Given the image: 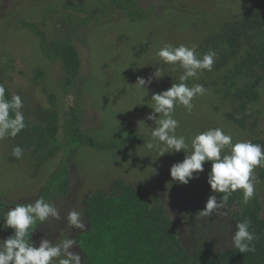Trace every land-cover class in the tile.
<instances>
[{
	"label": "rangeland",
	"instance_id": "obj_1",
	"mask_svg": "<svg viewBox=\"0 0 264 264\" xmlns=\"http://www.w3.org/2000/svg\"><path fill=\"white\" fill-rule=\"evenodd\" d=\"M116 1L137 11L141 18H128L115 0H0V76L11 95L21 96V111L28 121V131H32L25 139L18 134L0 140V224L9 208L43 197L58 208L61 219L37 221L30 240L38 241L48 235L55 243L66 236L73 237L77 231L64 219L70 210L80 211L85 222L84 201L90 194H108L117 182L145 181L188 253L201 243L223 250L235 231V213L224 207L220 210L226 213L224 216L199 214L213 194L206 182L211 162L206 161L204 171L194 173V178L184 185L172 181L169 174L170 167L184 159L183 151L165 153L156 159L157 154L144 147V141L151 139L152 128L157 126L147 119L152 113L148 106L151 96L179 83L183 71H174L154 53L165 44L196 45L197 51L222 25L234 15L254 8L258 0ZM27 25L36 27L47 40H69L74 46L80 70L72 85L64 86L61 63L43 54L40 37ZM217 59L212 71H202L198 80L190 78L189 87L200 83L208 91L194 98L190 113L183 106H176L174 117L180 122L177 135H184L190 143L194 134L221 127L233 136V142L250 140L264 146V71L260 101L234 111L221 79L226 68L218 71ZM232 66L231 63L229 69ZM156 68L162 69V78L153 77ZM138 77H153L151 84L146 85L144 103L142 91L135 84ZM227 114H234L243 127L228 121ZM53 115L58 127L55 140L42 130ZM155 115L159 118V114ZM74 116L82 132L93 141L117 143L119 134L125 133L120 130L128 128L142 135V140L101 151L79 145L71 128ZM17 145L23 149L20 159L11 154ZM257 171L258 167L255 192L263 202L264 180ZM55 172L60 173L59 180L61 175L68 176L69 193L53 199L49 187L57 186ZM57 225L61 229L54 236ZM11 233L8 228L0 230V239Z\"/></svg>",
	"mask_w": 264,
	"mask_h": 264
},
{
	"label": "trees",
	"instance_id": "obj_2",
	"mask_svg": "<svg viewBox=\"0 0 264 264\" xmlns=\"http://www.w3.org/2000/svg\"><path fill=\"white\" fill-rule=\"evenodd\" d=\"M114 3L128 18L137 19V11L120 1L115 0ZM27 27L40 37L43 54L61 63L65 72L64 86L72 85L80 70L79 56L74 46L69 40H47L36 27ZM209 50L215 51L218 58L216 69L221 71L226 68L221 81L234 111L243 110L248 104L258 103L264 71V0H258L252 9L234 15L217 30L212 39L199 45L197 52L203 54ZM231 63L233 66L229 69ZM0 83L4 84L1 76ZM5 87V96L10 98L12 95L6 85ZM215 93L219 94L220 91L215 90ZM226 118L243 127L234 114H227ZM48 121L42 130L47 131L55 140L58 131L55 115L48 118ZM71 121L78 144L97 151L116 148V145L122 147L129 143H139L142 140V135L128 128L120 130V133H125L119 134L117 143H100L82 132L75 116ZM27 122L25 118L26 128L18 133L24 139L25 135L32 134V131H28ZM254 143L259 144L257 141ZM60 173L55 172L57 186L50 184L51 188L49 187L53 192V199L69 193L66 188L68 176L61 175L59 180ZM257 174L264 180V167H258ZM216 195L219 198L223 194ZM152 196L153 190L145 181L132 184L117 182L108 194L101 191L90 194L84 201L87 226L74 237L83 264H264V201H261L256 192L245 206L241 203L242 190H237L229 196L225 205L228 211L235 213L232 219L236 223L244 219L250 220V230L255 233L256 239L252 242L254 251L245 253L232 247L231 239L228 246L220 251H216L212 244L201 243L192 253H188L181 245L178 233L161 203ZM31 236L30 233V239Z\"/></svg>",
	"mask_w": 264,
	"mask_h": 264
},
{
	"label": "clouds",
	"instance_id": "obj_3",
	"mask_svg": "<svg viewBox=\"0 0 264 264\" xmlns=\"http://www.w3.org/2000/svg\"><path fill=\"white\" fill-rule=\"evenodd\" d=\"M196 48V45L165 44L154 53L164 64L173 66L174 71H183L179 83H172L167 90L151 96L152 103L148 106L152 113L147 119L154 121L157 126L151 130V139L143 144L147 151L157 154L156 159L165 153H185L182 162L174 163L169 170L172 181L180 184L187 185L194 178V173L203 172L204 163L210 161L211 168L206 182L213 194L207 198L199 214L201 217H209L213 213L224 216L226 213L220 210L225 207L233 192L242 190L241 203L245 206L253 198L259 183L255 169L264 167V146L250 140L233 142V136L221 127L194 134L190 143L184 135H177L180 122L174 117L176 106H183L190 113L194 107V98L208 91L203 84L195 83L189 87L186 82L190 78L198 80L202 71H212L216 58L215 51L200 54ZM164 75L160 68H156L153 73L156 79ZM153 77L148 80L138 77L135 82L142 91L141 103H144L142 98L147 95L146 85L151 84ZM6 91L5 85L0 83V140L15 137L26 128L25 116L21 111L24 106L21 96L14 94L6 98ZM155 114H159V118ZM11 154L20 159L23 149L17 145L12 148ZM217 193L223 195L218 198ZM50 218L60 220V211L43 197L33 203L17 204L9 208L3 215L0 230L8 228L12 233L0 239V264H83L81 253L73 250L77 244L71 236L55 243L45 236H41L38 241L30 240V233L34 234L31 232L33 225L37 221L45 223ZM64 219L73 229L84 230L87 226L82 213L75 209L70 210ZM255 239V233L250 230V220L244 219L235 224L231 236L232 247L240 253L254 251L252 242Z\"/></svg>",
	"mask_w": 264,
	"mask_h": 264
},
{
	"label": "flooded vegetation",
	"instance_id": "obj_4",
	"mask_svg": "<svg viewBox=\"0 0 264 264\" xmlns=\"http://www.w3.org/2000/svg\"><path fill=\"white\" fill-rule=\"evenodd\" d=\"M58 226V229L54 232V233H52L54 236H56V235H58V233L60 232V229H61V226L60 225H57ZM48 230H50V229H48ZM80 231V230H79ZM78 230L77 231H74V235H73V238L76 236V234L79 232ZM34 232V231H33ZM48 234H50V233H48ZM48 236V235H47ZM46 235H45V237H47ZM75 251H78V247L76 246L75 247Z\"/></svg>",
	"mask_w": 264,
	"mask_h": 264
}]
</instances>
